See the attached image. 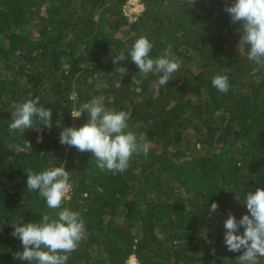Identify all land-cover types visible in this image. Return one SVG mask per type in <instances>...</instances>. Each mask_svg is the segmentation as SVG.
I'll list each match as a JSON object with an SVG mask.
<instances>
[{"label": "trees", "instance_id": "16d2710c", "mask_svg": "<svg viewBox=\"0 0 264 264\" xmlns=\"http://www.w3.org/2000/svg\"><path fill=\"white\" fill-rule=\"evenodd\" d=\"M139 1L143 11L130 18L128 0H0V264H29L16 259L23 245L12 224L60 211L27 190L26 170L62 164L70 176L62 207L80 213L86 237L66 264L131 256L139 264H238L242 252L228 251L224 221L247 214L245 193L264 187V68L238 49L241 25L224 10L232 0ZM141 36L152 58L170 49L180 60L168 84L130 61ZM122 51L128 60L114 64ZM225 69L230 88L221 93L212 80ZM95 97L126 111L128 130L149 145L124 172L101 170L91 152L59 142L63 128L88 119L71 112ZM36 98L52 109V127L36 117L13 134L12 112Z\"/></svg>", "mask_w": 264, "mask_h": 264}, {"label": "clouds", "instance_id": "9594fccd", "mask_svg": "<svg viewBox=\"0 0 264 264\" xmlns=\"http://www.w3.org/2000/svg\"><path fill=\"white\" fill-rule=\"evenodd\" d=\"M224 10L230 15L233 24L239 22L241 25L238 49L246 48L247 58L264 68V0H232ZM152 49L149 38L141 36L132 45L128 56L139 72L162 74L158 83L166 85L179 70L181 62L170 49L154 59L150 56ZM125 60L128 58L122 51L113 62L118 64ZM115 70L121 75L127 73L126 67L117 66ZM226 73L227 69L225 74H217L212 80V85L221 93H227L230 88ZM38 103V98L28 99L16 107L9 124L13 134L15 130L33 128V119L36 117L45 122L44 126L52 127V109L38 107ZM84 113L88 114L86 123L79 128H63L60 132L59 142L62 145L75 147L81 153L91 152L101 170L124 172L134 155L147 156L149 145L144 137L138 138L133 131L128 130L129 114L126 111L108 110L103 98L95 97L80 105L78 110H73L71 116L78 119ZM25 146L32 149L30 141H26ZM26 172L27 190H38L46 199L49 209L60 211L55 218L44 214L39 222L12 224V235L23 245V251L16 254V259L28 261L29 264H66L68 254L75 251L86 238L85 223L80 213L62 207L70 190L69 171L62 164L38 173L31 169ZM243 203L246 204L247 214L238 220L229 213L224 221V243L228 251L242 252L237 258L238 264H259L258 258H264V187H257L254 192L247 191ZM218 208L219 204L213 202L210 212H216ZM241 227L243 233H240Z\"/></svg>", "mask_w": 264, "mask_h": 264}, {"label": "rangeland", "instance_id": "374dc122", "mask_svg": "<svg viewBox=\"0 0 264 264\" xmlns=\"http://www.w3.org/2000/svg\"><path fill=\"white\" fill-rule=\"evenodd\" d=\"M131 2L132 3L129 4L128 6H127L128 3L126 4V8H127V12H128V15L130 16V18H133L136 14L142 12L143 8H142L141 2L139 0H133ZM132 261H133V259H132Z\"/></svg>", "mask_w": 264, "mask_h": 264}, {"label": "built area", "instance_id": "2783aa9c", "mask_svg": "<svg viewBox=\"0 0 264 264\" xmlns=\"http://www.w3.org/2000/svg\"><path fill=\"white\" fill-rule=\"evenodd\" d=\"M130 1H133V0H130ZM129 4H131V2H129ZM126 9V14H127V8H125ZM128 15V14H127ZM132 259H133V261H132ZM135 261V262H134ZM126 264H139L138 263V261L136 260V258H130V260H128L127 261V263Z\"/></svg>", "mask_w": 264, "mask_h": 264}]
</instances>
